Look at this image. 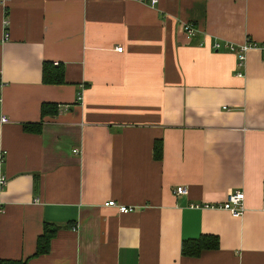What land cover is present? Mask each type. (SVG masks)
<instances>
[{
	"label": "crops",
	"instance_id": "0c3cea01",
	"mask_svg": "<svg viewBox=\"0 0 264 264\" xmlns=\"http://www.w3.org/2000/svg\"><path fill=\"white\" fill-rule=\"evenodd\" d=\"M247 40L264 43V0H0V260L264 264V56L239 67ZM233 189L239 217L190 207ZM201 235L218 248L182 255Z\"/></svg>",
	"mask_w": 264,
	"mask_h": 264
},
{
	"label": "trees",
	"instance_id": "16d2710c",
	"mask_svg": "<svg viewBox=\"0 0 264 264\" xmlns=\"http://www.w3.org/2000/svg\"><path fill=\"white\" fill-rule=\"evenodd\" d=\"M42 79L44 83L59 84L64 82L63 67L61 65H55L50 62H44L42 67ZM51 104H43L41 107V114L52 112ZM23 129L27 132L39 131L40 126L38 124L26 123L23 125ZM155 156L159 158L161 156V148L155 146ZM54 234V228L49 225H45L43 232L37 238V249L35 255L45 254L49 249L50 239ZM219 241L215 235H201L198 238L185 240L181 245V254L184 256L196 257L202 250L217 249ZM1 264H26V260H0Z\"/></svg>",
	"mask_w": 264,
	"mask_h": 264
},
{
	"label": "built area",
	"instance_id": "2783aa9c",
	"mask_svg": "<svg viewBox=\"0 0 264 264\" xmlns=\"http://www.w3.org/2000/svg\"><path fill=\"white\" fill-rule=\"evenodd\" d=\"M2 1H6V0H2ZM155 2H157V0H151L152 4H154ZM184 30L188 35H192L194 33V28L192 27L191 24H186L184 26ZM251 49H260L264 56V43L258 44L250 40H247L244 43L238 45L236 49L237 65L239 67L244 66L246 60V53ZM115 50L121 52L122 46L116 47ZM238 74L240 75V73ZM1 121L6 122L7 120L6 118H2ZM2 183H3V179L0 180V184ZM186 192L187 190L184 186H177L173 189V193L178 196L183 195ZM244 198L245 195L241 189H233L229 191L226 198L222 202L211 203V204L195 203V204H191L190 207L222 209L229 212L233 217H239L243 214L245 210ZM105 204L109 207H115L119 213H128L134 210L132 206L117 204L114 200H108Z\"/></svg>",
	"mask_w": 264,
	"mask_h": 264
}]
</instances>
